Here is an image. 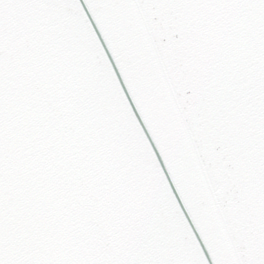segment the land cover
<instances>
[{
    "label": "snow or ice",
    "instance_id": "6c2138e0",
    "mask_svg": "<svg viewBox=\"0 0 264 264\" xmlns=\"http://www.w3.org/2000/svg\"><path fill=\"white\" fill-rule=\"evenodd\" d=\"M0 264H264V0H0Z\"/></svg>",
    "mask_w": 264,
    "mask_h": 264
}]
</instances>
